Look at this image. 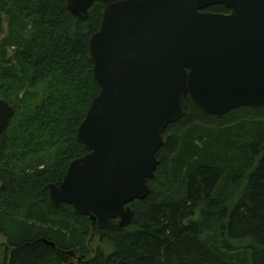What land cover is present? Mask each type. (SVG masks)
Wrapping results in <instances>:
<instances>
[{"label": "trees", "instance_id": "1", "mask_svg": "<svg viewBox=\"0 0 264 264\" xmlns=\"http://www.w3.org/2000/svg\"><path fill=\"white\" fill-rule=\"evenodd\" d=\"M66 6L0 0V99L16 110L0 139V264H264V106L214 116L188 97L127 228L51 204L49 186L89 153L77 134L101 91L89 44L104 8L79 21ZM94 238L110 251L89 256Z\"/></svg>", "mask_w": 264, "mask_h": 264}, {"label": "water", "instance_id": "2", "mask_svg": "<svg viewBox=\"0 0 264 264\" xmlns=\"http://www.w3.org/2000/svg\"><path fill=\"white\" fill-rule=\"evenodd\" d=\"M98 4L104 12L89 51L101 91L77 134L89 153L70 164L60 186H49L50 202L71 205L93 227L127 228L131 204L150 195L164 133L185 116L188 97L214 116L264 106V0H67L66 7L87 21ZM217 5L229 13L202 12ZM15 114L0 99V139Z\"/></svg>", "mask_w": 264, "mask_h": 264}, {"label": "rangeland", "instance_id": "3", "mask_svg": "<svg viewBox=\"0 0 264 264\" xmlns=\"http://www.w3.org/2000/svg\"><path fill=\"white\" fill-rule=\"evenodd\" d=\"M198 218V215H197ZM7 245V237L2 235L0 233V263L2 261V258L4 257V252H5V248ZM89 256L94 255V253L97 252V250L99 248L104 249L106 251H110V249L108 248L107 245L105 244H101L100 239L99 238H94L89 244ZM71 258H74L73 256H71ZM75 259V258H74ZM76 261V260H75Z\"/></svg>", "mask_w": 264, "mask_h": 264}, {"label": "flooded vegetation", "instance_id": "4", "mask_svg": "<svg viewBox=\"0 0 264 264\" xmlns=\"http://www.w3.org/2000/svg\"><path fill=\"white\" fill-rule=\"evenodd\" d=\"M219 5H217V6H210V7H208L207 9H205V10H203L202 12L203 13H209V14H223V13H220V12H218V11H214V10H212V9H215L216 7H218ZM228 13H229V11H228ZM227 13V14H228Z\"/></svg>", "mask_w": 264, "mask_h": 264}]
</instances>
